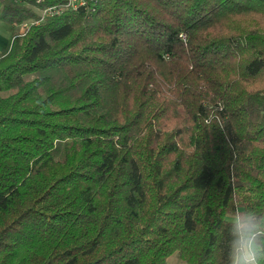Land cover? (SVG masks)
I'll use <instances>...</instances> for the list:
<instances>
[{
    "label": "trees",
    "instance_id": "16d2710c",
    "mask_svg": "<svg viewBox=\"0 0 264 264\" xmlns=\"http://www.w3.org/2000/svg\"><path fill=\"white\" fill-rule=\"evenodd\" d=\"M63 2L0 0V23ZM246 208L264 214V0H85L11 33L0 264H227Z\"/></svg>",
    "mask_w": 264,
    "mask_h": 264
},
{
    "label": "clouds",
    "instance_id": "9594fccd",
    "mask_svg": "<svg viewBox=\"0 0 264 264\" xmlns=\"http://www.w3.org/2000/svg\"><path fill=\"white\" fill-rule=\"evenodd\" d=\"M227 264H264V214L246 208L229 221Z\"/></svg>",
    "mask_w": 264,
    "mask_h": 264
},
{
    "label": "built area",
    "instance_id": "2783aa9c",
    "mask_svg": "<svg viewBox=\"0 0 264 264\" xmlns=\"http://www.w3.org/2000/svg\"><path fill=\"white\" fill-rule=\"evenodd\" d=\"M84 5L85 0H64V2L61 4L47 7L41 11L38 20L20 25V27L23 28V32L19 34L23 35L29 25H38L40 22L47 18H52L61 15L65 10L75 11L78 8L83 7Z\"/></svg>",
    "mask_w": 264,
    "mask_h": 264
},
{
    "label": "rangeland",
    "instance_id": "374dc122",
    "mask_svg": "<svg viewBox=\"0 0 264 264\" xmlns=\"http://www.w3.org/2000/svg\"><path fill=\"white\" fill-rule=\"evenodd\" d=\"M37 14H38V16H40L41 11H37ZM12 31L17 32V33H22L23 28H21L20 26H16V25L11 26V25H7L5 23H0V52L3 49H5L7 42L9 41V38L11 36ZM180 112H182V109H180ZM229 219H231V218H229ZM167 263L168 264H183L176 255L171 256L167 260Z\"/></svg>",
    "mask_w": 264,
    "mask_h": 264
},
{
    "label": "crops",
    "instance_id": "0c3cea01",
    "mask_svg": "<svg viewBox=\"0 0 264 264\" xmlns=\"http://www.w3.org/2000/svg\"><path fill=\"white\" fill-rule=\"evenodd\" d=\"M13 31H14V30H13ZM13 31H12V32H13ZM12 32H11V33H12ZM5 44H6V43H5ZM7 45H8V42H7ZM7 45H6V47H7ZM6 47H5V48H6ZM3 50H4V49H3Z\"/></svg>",
    "mask_w": 264,
    "mask_h": 264
}]
</instances>
